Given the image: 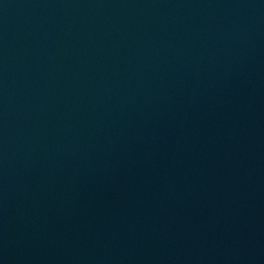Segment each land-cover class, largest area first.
Instances as JSON below:
<instances>
[{
    "label": "water",
    "instance_id": "1",
    "mask_svg": "<svg viewBox=\"0 0 264 264\" xmlns=\"http://www.w3.org/2000/svg\"><path fill=\"white\" fill-rule=\"evenodd\" d=\"M0 264H264V0H0Z\"/></svg>",
    "mask_w": 264,
    "mask_h": 264
}]
</instances>
